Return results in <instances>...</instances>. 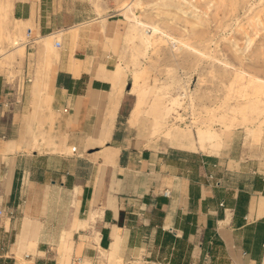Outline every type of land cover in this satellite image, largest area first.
<instances>
[{
    "label": "crops",
    "instance_id": "obj_1",
    "mask_svg": "<svg viewBox=\"0 0 264 264\" xmlns=\"http://www.w3.org/2000/svg\"><path fill=\"white\" fill-rule=\"evenodd\" d=\"M3 5L17 25L0 45V264H264V134L245 144L235 130L211 153L167 135L142 146L118 126L119 67L103 46L112 20L68 0ZM24 46L30 65H18ZM27 79L31 97L13 92ZM7 93L19 101L5 105ZM41 93L50 130L27 124Z\"/></svg>",
    "mask_w": 264,
    "mask_h": 264
},
{
    "label": "rangeland",
    "instance_id": "obj_2",
    "mask_svg": "<svg viewBox=\"0 0 264 264\" xmlns=\"http://www.w3.org/2000/svg\"><path fill=\"white\" fill-rule=\"evenodd\" d=\"M4 1L0 0L2 50L10 48L17 25L6 15ZM126 1L68 0L82 16L112 20L103 46L113 51L119 67L123 108L118 126L127 127L142 146L168 144L162 135L169 133L191 149L211 153L235 130H240L245 144H257L251 141L264 134V0H140L141 8L132 6L125 15L118 8ZM132 26L139 28L137 32ZM142 26L149 28L147 34ZM24 31L17 36L26 45L30 41L25 42ZM127 32L131 42L125 39ZM64 34L65 30L59 37ZM32 52H25L24 46L18 65L25 60L30 65ZM36 69L35 76L45 84L46 67L39 62ZM30 83L20 82L17 92L31 97ZM43 97H33L29 129L32 121L38 128L48 121L49 130L52 127L51 113L41 118ZM137 102L129 124L126 117ZM202 131L213 134L211 141L203 148L191 146Z\"/></svg>",
    "mask_w": 264,
    "mask_h": 264
},
{
    "label": "bare ground",
    "instance_id": "obj_3",
    "mask_svg": "<svg viewBox=\"0 0 264 264\" xmlns=\"http://www.w3.org/2000/svg\"><path fill=\"white\" fill-rule=\"evenodd\" d=\"M135 7V9H140L141 8V5H140V0H127L125 3H122V5L118 8V10H122L123 11V13L122 14H125V15H127V12H129L130 11V9H131V7ZM123 8L125 9V10H123ZM127 11V12H126ZM122 17L125 19V17L122 15ZM127 21V20H126ZM139 24H141V22H138ZM131 25V24H130ZM141 28V27H140ZM131 30H134V31H136L137 32V30L139 29V28H137V27H134V26H132L131 28H130ZM136 29V30H135ZM142 32L144 33V34H147L148 32H149V28L148 27H145V26H142ZM125 39H126V41H129V42H131L132 41V38L129 36V35H127L126 37H125ZM18 39H16V40H14L12 43L13 44H17V41ZM20 43L21 42H23L24 43V41L22 40H20L19 41ZM138 105H139V103H137V105H136V107H135V112H134V116L136 115V113H137V107H138ZM167 136L169 137V138H173V139H176V137H174L173 135H169V133L167 134ZM212 137H213V134L210 132V131H207V132H205V131H202V132H200V134H199V136H198V139L196 140V141H193L192 143H191V146H193V147H195L196 146V143H198V146L199 147H204L205 146V141H211V139H212ZM188 146H189V144H188Z\"/></svg>",
    "mask_w": 264,
    "mask_h": 264
},
{
    "label": "built area",
    "instance_id": "obj_4",
    "mask_svg": "<svg viewBox=\"0 0 264 264\" xmlns=\"http://www.w3.org/2000/svg\"><path fill=\"white\" fill-rule=\"evenodd\" d=\"M25 37L27 38V40L25 42L30 41V39H29L30 38V29H26V31H25ZM54 46L56 48H60L62 46L61 37H59L58 35L55 36V38H54ZM27 81H29V79H27ZM21 82H24V81H21ZM18 88H19V86L16 85V87L14 89H12L13 92L18 93L17 92ZM8 96H10V95H8V93H7V97L4 100V104L5 105L11 104L12 102H18L19 101L17 99V97H13V99H9ZM0 137L1 138H4L5 137V134L4 133H1ZM75 151H76V147L75 146H72L70 148V152L75 153ZM163 194L164 195H168L169 194V190L168 189L163 190ZM2 213H3V210L0 209V215ZM77 261H79V258L77 259Z\"/></svg>",
    "mask_w": 264,
    "mask_h": 264
}]
</instances>
